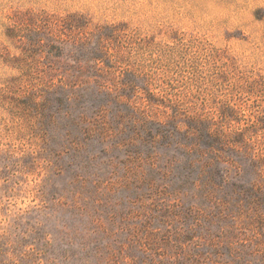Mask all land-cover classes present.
Returning a JSON list of instances; mask_svg holds the SVG:
<instances>
[{
    "label": "rangeland",
    "instance_id": "374dc122",
    "mask_svg": "<svg viewBox=\"0 0 264 264\" xmlns=\"http://www.w3.org/2000/svg\"><path fill=\"white\" fill-rule=\"evenodd\" d=\"M0 264H264V0H0Z\"/></svg>",
    "mask_w": 264,
    "mask_h": 264
}]
</instances>
